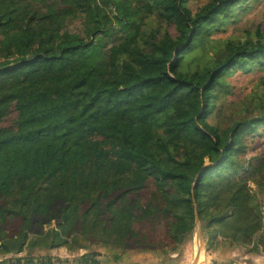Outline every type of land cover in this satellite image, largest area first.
<instances>
[{
  "label": "trees",
  "instance_id": "16d2710c",
  "mask_svg": "<svg viewBox=\"0 0 264 264\" xmlns=\"http://www.w3.org/2000/svg\"><path fill=\"white\" fill-rule=\"evenodd\" d=\"M103 1L0 0V256L44 244L38 237L49 249L77 248L81 237L149 249L136 227L145 219L165 220L175 249L197 216L206 250L220 237L264 248L250 184L264 188V155L243 157L246 136L264 134V94L229 123L209 119L223 110L222 77L264 61L262 26L255 39L228 38L207 61L186 63L207 25L243 0L196 9L188 0H111L123 31L105 50L95 44ZM46 253L7 262L51 264ZM98 254L78 264H110ZM121 260L114 252L111 261Z\"/></svg>",
  "mask_w": 264,
  "mask_h": 264
},
{
  "label": "rangeland",
  "instance_id": "374dc122",
  "mask_svg": "<svg viewBox=\"0 0 264 264\" xmlns=\"http://www.w3.org/2000/svg\"><path fill=\"white\" fill-rule=\"evenodd\" d=\"M206 1L207 0H188L186 4L193 9H196ZM103 4L106 7V20L102 21L100 24L103 30L97 34L95 38V44L97 47L105 50L111 46L117 33L120 32V34H122L123 28L121 25V18L116 16V14L119 15L121 11L116 8L111 0H104ZM153 17L154 16L147 18L146 23L152 22ZM258 24L262 26V30L264 31V0H243L237 3L229 15L221 16L216 22H212L207 25L209 29V35L205 36L204 39L199 40L198 46L187 55L185 62L188 63L192 59L195 62H205V60L207 61V59L211 58L215 49L222 45L228 38L242 39L253 37L255 39L256 28ZM257 61L258 60H250L247 62L245 68H235L222 77V85L221 83L219 84L217 91L220 89L221 94V96L218 98V108L222 106L223 110L218 114L214 112V114L210 116V120H218L221 122V124L229 123L232 121L233 117L237 118L247 113L244 108L246 106V102L249 101V99H251L253 96L264 94V61ZM232 112L234 114L230 115ZM254 114L256 113L254 112ZM9 122L10 118H7L5 123L7 124ZM260 127L262 129V126ZM246 141L248 148L246 153L243 154V157L247 159L245 163L248 162V158H252V155H264V134L256 135L254 137L246 136ZM250 184L253 186V188L257 189V198L262 203V210L264 212V188H261L260 185L253 181H250ZM152 187L153 185L150 184V186L144 191V198L149 195ZM45 227L48 226L46 225ZM136 227L147 233L149 240L152 243L151 248L142 249L141 246L135 244L134 246L125 250L122 247L116 246L113 248L110 244H104V242L97 237H81L79 238V241L82 246L77 248L62 246L49 249L47 248L48 239L46 238V240L43 241L42 238L38 237V240L44 244L36 246L27 245L24 251L17 254L9 253L1 255L0 259H4V261L0 262V264H15L7 262L10 261V255H21L31 251L36 253V255L46 252L51 253L50 255L52 260L55 263L60 264H75L77 258L82 254L86 252L92 253L93 251H97V253H99L96 255L99 259L104 261L109 260L110 264L111 257L116 251L121 252V261L157 260L162 264L167 261H171L176 264H196L195 262L197 255L195 252H197L201 246L203 247L201 251L202 253L204 252V264H218L219 259H216L217 256L213 257V252L223 248H225V256L222 257H226V259L234 260L236 262L235 258L227 256V250L232 246H239L241 251L245 250L246 253L264 254L262 253L264 248L261 245L255 247L252 243H232L227 239H223L222 237L219 238L216 246L210 250H206V239L203 236L204 234L200 220L197 221L193 235L184 243L176 246L175 249L172 248L175 246V244L166 234L165 220L145 219L137 222ZM199 227L201 230H199ZM12 228H16V225H13ZM31 237L33 238L34 236L32 235ZM207 252H209V254ZM238 253L240 252H237L236 254Z\"/></svg>",
  "mask_w": 264,
  "mask_h": 264
},
{
  "label": "crops",
  "instance_id": "0c3cea01",
  "mask_svg": "<svg viewBox=\"0 0 264 264\" xmlns=\"http://www.w3.org/2000/svg\"><path fill=\"white\" fill-rule=\"evenodd\" d=\"M224 249L225 248H223L221 250H215L213 252V257L217 256L216 259H219L218 264H222V262H225L228 260V259H226V257H222V256H225ZM237 252H240V253L236 254ZM207 253L209 254V252H207ZM262 253H264V251ZM195 254H196V252H195ZM227 256L235 258L236 262H238L239 264H264V254L246 253L245 250L241 251V248L239 246H232L231 248H229L227 250ZM218 257H221V258H218ZM200 262H201V264H204V259L201 258V255H200V258H199V261L197 262V264H200ZM111 264H162V263H160L157 260H147V261L124 260V261H119V262L111 261Z\"/></svg>",
  "mask_w": 264,
  "mask_h": 264
},
{
  "label": "bare ground",
  "instance_id": "6f19581e",
  "mask_svg": "<svg viewBox=\"0 0 264 264\" xmlns=\"http://www.w3.org/2000/svg\"><path fill=\"white\" fill-rule=\"evenodd\" d=\"M202 246L201 247H199V249H198V251L196 252V255H199V258H200V255H201V258H203V255H204V252L202 253ZM204 258H205V256H204ZM199 261V260H198ZM197 264V263H196Z\"/></svg>",
  "mask_w": 264,
  "mask_h": 264
},
{
  "label": "water",
  "instance_id": "95a60500",
  "mask_svg": "<svg viewBox=\"0 0 264 264\" xmlns=\"http://www.w3.org/2000/svg\"><path fill=\"white\" fill-rule=\"evenodd\" d=\"M197 221H199V216H197ZM199 230H201L200 227H199ZM199 233H200V232H199ZM198 260H199V255L196 256V262H195V263H197ZM78 263H79V260L77 259V260H76V264H78Z\"/></svg>",
  "mask_w": 264,
  "mask_h": 264
},
{
  "label": "built area",
  "instance_id": "2783aa9c",
  "mask_svg": "<svg viewBox=\"0 0 264 264\" xmlns=\"http://www.w3.org/2000/svg\"><path fill=\"white\" fill-rule=\"evenodd\" d=\"M51 264H60V263H55V262L53 261ZM75 264H76V262H75Z\"/></svg>",
  "mask_w": 264,
  "mask_h": 264
}]
</instances>
